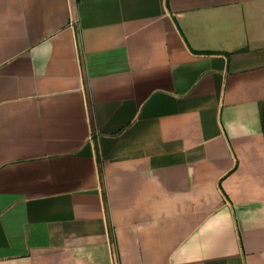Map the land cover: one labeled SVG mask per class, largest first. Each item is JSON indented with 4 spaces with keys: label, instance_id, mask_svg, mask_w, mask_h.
Wrapping results in <instances>:
<instances>
[{
    "label": "crops",
    "instance_id": "0c3cea01",
    "mask_svg": "<svg viewBox=\"0 0 264 264\" xmlns=\"http://www.w3.org/2000/svg\"><path fill=\"white\" fill-rule=\"evenodd\" d=\"M0 264H264V0H0Z\"/></svg>",
    "mask_w": 264,
    "mask_h": 264
},
{
    "label": "built area",
    "instance_id": "2783aa9c",
    "mask_svg": "<svg viewBox=\"0 0 264 264\" xmlns=\"http://www.w3.org/2000/svg\"><path fill=\"white\" fill-rule=\"evenodd\" d=\"M75 23H76V22H75V20H74V18H73L72 21H71V24H72V25H75Z\"/></svg>",
    "mask_w": 264,
    "mask_h": 264
}]
</instances>
